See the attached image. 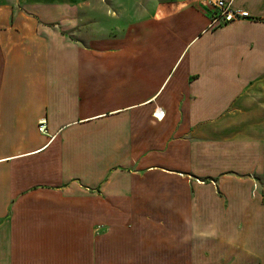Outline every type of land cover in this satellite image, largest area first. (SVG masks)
Returning <instances> with one entry per match:
<instances>
[{"label":"crops","instance_id":"0c3cea01","mask_svg":"<svg viewBox=\"0 0 264 264\" xmlns=\"http://www.w3.org/2000/svg\"><path fill=\"white\" fill-rule=\"evenodd\" d=\"M101 2L0 0V264H264V0Z\"/></svg>","mask_w":264,"mask_h":264},{"label":"rangeland","instance_id":"374dc122","mask_svg":"<svg viewBox=\"0 0 264 264\" xmlns=\"http://www.w3.org/2000/svg\"><path fill=\"white\" fill-rule=\"evenodd\" d=\"M95 1V7L90 8L84 7L81 12V20H79L80 23L77 25V30L73 33L77 32L78 34H81L85 36L86 33H90V35H93L94 37H99V34L102 36H107L108 34H115L118 31H121L123 29V25L119 22V19L117 18V7H106V5L101 2V0H94ZM92 2V1H90ZM99 3H103V5H100ZM110 4V1H106V4ZM123 10V9H120ZM85 12V14H83ZM116 14V15H115ZM85 15V16H84ZM89 16V17H88ZM93 16V19L91 18ZM87 20V21H86ZM103 21V22H102ZM105 21V22H104ZM171 36V34L169 33ZM185 34L175 35L174 39V45L173 49L180 48L182 45V41L184 40ZM74 39V38H73ZM84 43L86 41H83ZM88 44V43H87ZM90 49L94 52L97 51L94 47L90 46ZM96 50V51H95ZM227 173L230 172V170L226 171ZM200 180H205L204 178Z\"/></svg>","mask_w":264,"mask_h":264},{"label":"built area","instance_id":"2783aa9c","mask_svg":"<svg viewBox=\"0 0 264 264\" xmlns=\"http://www.w3.org/2000/svg\"><path fill=\"white\" fill-rule=\"evenodd\" d=\"M210 7L213 15L208 28H215L230 23L237 19L248 18L249 13L244 10H236L231 6V0H191ZM46 125L43 120L39 121V131H45Z\"/></svg>","mask_w":264,"mask_h":264}]
</instances>
